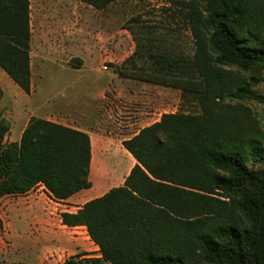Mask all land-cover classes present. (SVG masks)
<instances>
[{
    "label": "trees",
    "instance_id": "obj_1",
    "mask_svg": "<svg viewBox=\"0 0 264 264\" xmlns=\"http://www.w3.org/2000/svg\"><path fill=\"white\" fill-rule=\"evenodd\" d=\"M81 1L103 8L113 0ZM167 1L186 10L197 42L192 59L152 52L153 71L120 74L198 94L203 112L162 114L122 141L135 159L123 184L61 215L65 225L86 228L100 255L78 253L61 264H264L261 142L245 135L237 119L213 113L228 108L227 99L264 103L251 87L259 78L231 87L217 68L257 69L264 80V6L203 0L204 13L193 0ZM29 5L0 0V68L25 94L31 92ZM8 131L0 120V195L41 184L65 200L91 186L87 133L31 117L20 140L3 147ZM250 157L261 165L250 167Z\"/></svg>",
    "mask_w": 264,
    "mask_h": 264
},
{
    "label": "rangeland",
    "instance_id": "obj_2",
    "mask_svg": "<svg viewBox=\"0 0 264 264\" xmlns=\"http://www.w3.org/2000/svg\"><path fill=\"white\" fill-rule=\"evenodd\" d=\"M193 1L205 13L206 2ZM263 6L264 0H260V7ZM185 14L183 6L167 0H113L103 8L81 0H30L31 55L39 94L59 90L74 78L72 72L60 65L80 69L79 57L83 55L88 64L96 56L95 48H99L103 52L117 53L112 58L114 61L98 62L100 71L87 73L82 79L85 83L94 80L103 84L112 78L98 114L106 119L102 124L114 137L109 140L115 146L120 140L132 137L147 122L159 121L162 114L202 113L204 102L198 94L120 76L121 70L136 74L153 71L149 58L152 52L191 60L197 42ZM127 42L132 49L125 47ZM119 46L124 52L119 53ZM131 50L136 51L132 59L121 62ZM53 56L55 60H51ZM217 68L231 87L250 81L252 77L259 78L251 87L264 95V80H260L263 71L243 70L236 65H218ZM224 103L229 107L222 111L215 109L213 113L237 119L245 135L260 140V152L264 155V103L253 99H227ZM2 113L0 109V120L8 122L10 127ZM6 135L3 147L10 143ZM127 161V156L117 149L91 154L88 195L95 196L97 191L107 190L112 183L104 179L115 171H119L115 183L120 181L132 167ZM247 163L254 168L261 165L252 157ZM42 186L39 184L23 194L0 195V264H61L78 253L99 256V249L85 227L73 229L62 222V213L76 211L82 201L57 200ZM72 236L80 237V244H72Z\"/></svg>",
    "mask_w": 264,
    "mask_h": 264
},
{
    "label": "crops",
    "instance_id": "obj_3",
    "mask_svg": "<svg viewBox=\"0 0 264 264\" xmlns=\"http://www.w3.org/2000/svg\"><path fill=\"white\" fill-rule=\"evenodd\" d=\"M125 47H129L132 49L130 43L128 42L127 46ZM120 48L121 47L119 46V49ZM95 50L96 56L94 57V59L92 58L91 62L88 64L85 62L86 60L83 55L79 57L82 61L80 69H71L65 67L64 65H60L66 71L72 72L74 74V78L69 82L65 83L61 88H59V90L42 91V94H39V88L37 86L36 81L34 80L31 42L29 52L31 72L30 94H25L21 89H19L20 91H18V89H16L15 87L17 85L0 68V87L3 92V95L0 99V109L1 111L3 110L1 116H5V118L8 119L10 122L9 131L6 135V138H8L9 142L20 140L21 134L31 117L42 118L87 133L90 139L91 154H93L94 152L98 153V151L103 150L105 152H109L112 149H117L119 151H122L127 156V164L131 163V166L135 164V159L122 145V141L130 137L120 140L118 146H115V144L111 143L109 140L110 138L113 139L114 137L108 134L106 128L103 127L102 123L106 119L100 118L98 114L100 105L106 97L105 93L107 88H109L111 84L112 78L110 77L109 82L105 81L103 84H97L94 80L85 83L82 79L84 76L88 75L87 73L100 71L98 62H101L102 60H108V62H112L114 61L112 59L113 56L117 55V53L109 51L103 52L99 48H95ZM122 52H124L123 48H121L119 53ZM132 53V50L127 53L121 59V62L125 61ZM53 58L54 60L56 59V57L53 56L51 57V60ZM120 76H122V74ZM104 80H107V77H105ZM17 119L22 120L20 122H17ZM144 120L147 121L150 119H143V121ZM151 123L147 122L141 128H143L144 126H149ZM137 133L138 130L137 132H134L131 136H134ZM130 169L128 170L126 175L121 178L120 181L118 180L117 183L115 182L118 179L117 174L119 171H115L108 177H106V179H104L106 180V183L111 182L112 184H108L107 190H102L100 192L97 191V193H95V196L88 195L89 188H87L75 193L66 200H71L75 203L81 200V205L76 207L78 209L86 201L101 196L112 187L123 184L124 179L129 173ZM83 227L84 226H74L71 228L79 229ZM72 238L74 240L72 244H80V237L72 236Z\"/></svg>",
    "mask_w": 264,
    "mask_h": 264
},
{
    "label": "built area",
    "instance_id": "obj_4",
    "mask_svg": "<svg viewBox=\"0 0 264 264\" xmlns=\"http://www.w3.org/2000/svg\"><path fill=\"white\" fill-rule=\"evenodd\" d=\"M103 68L106 69V66H104Z\"/></svg>",
    "mask_w": 264,
    "mask_h": 264
}]
</instances>
